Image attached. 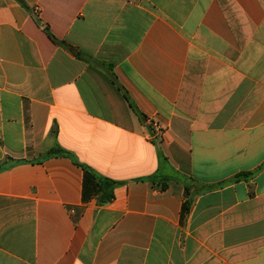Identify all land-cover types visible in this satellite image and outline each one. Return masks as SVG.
<instances>
[{"label": "crops", "instance_id": "obj_1", "mask_svg": "<svg viewBox=\"0 0 264 264\" xmlns=\"http://www.w3.org/2000/svg\"><path fill=\"white\" fill-rule=\"evenodd\" d=\"M0 264H264V0H0Z\"/></svg>", "mask_w": 264, "mask_h": 264}, {"label": "trees", "instance_id": "obj_2", "mask_svg": "<svg viewBox=\"0 0 264 264\" xmlns=\"http://www.w3.org/2000/svg\"><path fill=\"white\" fill-rule=\"evenodd\" d=\"M127 99V101L130 103L131 107L135 108L134 105L129 101V97H125ZM252 173H240L238 175L235 176V178L233 180H238V179H241V178H246L248 176H250ZM85 184L88 183V180H94L95 181V186H96V189H95V195H101L102 197L100 198L101 201L103 202H108L110 200L113 199L114 197V194H113V191H114V187L116 185V182L114 181H111V180H108V179H99L97 178L94 174H91L89 171H86V174H85ZM104 194L106 195L104 197ZM88 195L86 194V191H85V194H84V200H88ZM190 205V202L188 201L187 203H185V209H188Z\"/></svg>", "mask_w": 264, "mask_h": 264}, {"label": "water", "instance_id": "obj_3", "mask_svg": "<svg viewBox=\"0 0 264 264\" xmlns=\"http://www.w3.org/2000/svg\"><path fill=\"white\" fill-rule=\"evenodd\" d=\"M147 130H148V132L152 135V129H151L150 126H147Z\"/></svg>", "mask_w": 264, "mask_h": 264}]
</instances>
